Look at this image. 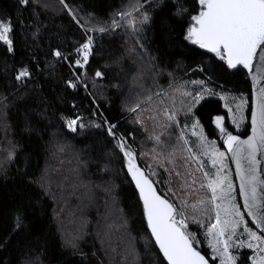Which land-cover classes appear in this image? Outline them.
<instances>
[{
  "label": "trees",
  "instance_id": "16d2710c",
  "mask_svg": "<svg viewBox=\"0 0 264 264\" xmlns=\"http://www.w3.org/2000/svg\"><path fill=\"white\" fill-rule=\"evenodd\" d=\"M130 2L135 0H65L84 25L82 28L60 0H41L28 7L18 6L16 0H0V14L11 15L15 28L14 52H7L6 45L0 41V97L9 98L8 107L0 108V142L4 143L7 137L17 145L12 161L4 163V155L0 156V163H4V170H0V264L29 261L33 264H167L151 240L137 191L115 146L117 139L107 134L105 118L118 125L117 136L127 137V144L131 145L145 174L171 203L173 199L165 192L168 184L155 183L157 180L149 173L144 157L142 146L153 148L150 135L163 131L155 132L147 124L151 116L142 113L146 109L143 106L146 97L152 96L154 102L167 93L176 111H184V115H177L183 124L188 112L185 107L191 98L183 97L181 92L195 95L201 92V86L192 82L206 81L205 86L211 92L202 93L204 99L193 108L195 117L189 114L187 124L198 118L208 139H220L219 144L222 139L214 123L218 115L225 117L228 131L242 136L248 132L251 90L246 71L227 70L218 57L184 38L190 16L198 11V0H180L188 9L183 18L172 16L175 9L170 0L159 7L153 4L151 22L144 26L139 40L136 34V53L125 49L123 21L120 27L106 33L92 31L94 23L86 22L88 14L100 21V26H106L105 22L110 23L112 19L120 20L115 14L127 10ZM37 28L40 32L34 38ZM85 29L89 31L86 33ZM87 36L93 37L94 54L79 70L87 89L83 84L75 90L66 89L64 80L70 75L69 68L67 65L53 67L50 49L61 47L72 52ZM23 65L32 71V79L26 85L14 79L16 70ZM201 67L203 72L199 71ZM97 70L103 77H95ZM209 77L212 83H207ZM157 92L161 95H155ZM241 93L250 104L248 119L239 129L231 124L225 105L228 98H241ZM130 94H133L131 99ZM137 101L145 102L142 109L129 112L127 109ZM97 106L98 111H94ZM77 114L88 126L71 132L61 116ZM138 116L147 129L145 141L141 140L144 127L140 128L136 122ZM92 122L101 127H94ZM155 129L160 126L155 125ZM64 142L69 146H64ZM50 160L53 181L65 179L66 186L73 185L62 191L63 202L45 184L43 188L40 186V177ZM158 173L160 181L169 179L163 169ZM92 180H102V183L93 184ZM96 206H101L105 216L111 210H118V215L126 220V231L133 240L130 241L133 258L122 260L121 248L115 245V242L124 244L121 230L106 226L102 238L92 229L98 223ZM17 209H23L26 214V228L13 233ZM106 230L109 234L104 235ZM190 230L197 232L201 241L197 249L215 264L200 230L194 225H190ZM67 234L71 235L69 240H66ZM108 244L113 245L105 254ZM249 254L250 250H242L238 264H249Z\"/></svg>",
  "mask_w": 264,
  "mask_h": 264
},
{
  "label": "snow or ice",
  "instance_id": "6c2138e0",
  "mask_svg": "<svg viewBox=\"0 0 264 264\" xmlns=\"http://www.w3.org/2000/svg\"><path fill=\"white\" fill-rule=\"evenodd\" d=\"M33 2L39 4L41 0H16L17 5L21 7H28ZM164 2L165 0H159V3L157 0H143V2L135 0L134 3H129L127 10L115 14L120 17V20L112 19L110 23L105 22L106 26H100L101 22L88 14L86 22L94 23L92 31L106 33L120 27L121 22L126 20L127 27L137 34V40H139L141 38L139 34L143 32L144 26L152 20L153 4L159 7ZM170 2L174 5L175 10L172 12L174 18H183L188 14V9L180 0H170ZM60 3L75 23L83 28L84 25H81L80 20L76 18L73 8L65 3V0H60ZM198 5V11L190 16L185 40L214 53L226 65L227 70L247 69L249 74L255 71V75H252L254 88L251 109L252 134L246 139H241L240 135H234L227 130L224 116H216L214 123L226 146L224 151H220L216 142L208 139L199 119L196 118L191 124V135L195 136L196 140L189 143L187 138L189 125L186 121L189 114L195 117L193 108L204 99L202 93L211 92L205 86L206 81L192 82L201 86V92L195 95L192 92H181L183 97L191 98L188 112L184 116L185 123L181 124L177 118L174 104L171 109H163L165 123L160 125L163 131L159 135H150L149 139L153 142L151 154L155 166L168 173L169 179L155 183L162 182L170 185L173 173L177 178H181L179 169H185L181 179V189L187 194L179 206L170 203L159 194L154 181L150 180L135 163L134 150L127 144V137L120 134L115 146L120 148L127 158V171L138 189L147 227L167 264H209L208 259L197 250L196 245L201 241L197 232L190 230V225H196L198 231L204 229V239L215 254L213 259L219 258L220 264H238L240 256L233 253L245 248L255 249L260 253L252 264H264V0H198ZM18 22L22 23V21ZM87 31L89 29H85L86 33ZM39 32L40 29L37 28L33 37L37 38ZM14 34L12 16L0 14V41L6 45V51L9 53L15 51ZM93 45V37L87 36L86 41L80 43L72 52H67L61 47L50 49L49 54L53 58L52 66L67 65L69 68L70 75L64 80L66 89L75 90L81 84L87 89V84L81 81L79 70L89 63L90 56L94 54ZM73 57H75L74 60ZM199 71L203 72L204 69L201 67ZM103 75L100 70L95 72V77H103ZM14 79L21 85H26V82L32 79L30 67L21 66L16 70ZM212 82L209 77L207 83ZM177 91L180 90L177 89ZM155 95L160 96L161 93ZM8 99L7 96L0 97V108L8 107ZM145 102L151 103L152 96L146 97ZM163 103L161 101L158 107H162ZM246 104L247 100L241 93L240 103L236 106V112L240 113L239 118L232 114L231 108L228 109L232 123L237 128L240 127L239 122L244 119L242 109ZM75 107L74 104L73 108ZM98 107L94 111H98ZM225 107L228 106L225 105ZM140 109H142V103L137 101L127 110L136 113ZM150 119L155 120L156 117L152 116ZM61 120L71 132L88 126L82 122L83 118L79 114L62 115ZM136 122L141 123L139 116ZM92 123L94 127H101V124ZM104 123L108 124V135L112 139H117L115 130L118 125L109 123L106 118ZM141 126L144 127L142 123ZM145 131H147L146 128ZM5 140L7 146L0 149V152L4 154V163H7L15 158L17 145L7 140V137ZM160 158H163V162ZM228 159L236 166V176L240 180L239 195L243 198V208L247 210L246 212L241 211V206L236 201L235 187L226 163ZM190 162L197 163L196 171L201 173L198 189L193 188L197 180L189 168ZM4 163H0V170H4ZM165 163L171 166V171ZM209 163L211 168L207 167ZM148 168L151 175H159L152 165H148ZM40 186L43 188L44 183L41 182ZM168 190L175 196L171 187ZM200 190L204 191L206 198H198L195 203L189 204V198ZM188 208L192 209L191 213L187 212ZM245 215L251 218L255 229L249 226ZM26 219L23 209H17L12 232L24 231ZM241 226H243L242 230ZM26 264H33V262L29 261Z\"/></svg>",
  "mask_w": 264,
  "mask_h": 264
},
{
  "label": "rangeland",
  "instance_id": "374dc122",
  "mask_svg": "<svg viewBox=\"0 0 264 264\" xmlns=\"http://www.w3.org/2000/svg\"><path fill=\"white\" fill-rule=\"evenodd\" d=\"M122 23H123V28L121 29V31H122L123 37H124V41L123 42L125 43V47H126L125 49L127 51L132 49L133 52L136 53L137 43L134 42V40H136L135 39L136 38V34H134L132 32V30L129 27H127V21L126 20L123 21ZM135 83L138 84V81H136ZM161 91L162 90H159V92H161ZM159 92H157V93H159ZM133 94H130L131 95L130 99L132 98ZM240 100H241L240 97H237L236 99L228 98L226 100V105L228 106L227 108L228 109L231 108L232 109V114H235L237 116V118H239L240 113L236 112V106H237V104L240 103ZM161 101H163L164 103H163L162 107H158ZM144 103L145 102H143L142 105ZM249 104L250 103H248V100H247L246 106L242 109V113H243L244 119L239 122L240 123V127L245 122L246 118L248 119L247 110L249 108ZM143 106L146 107V109L142 111L144 116H146V117H147V115H149L151 117L155 116L156 117L155 120L156 121H161L162 123L160 125H162L163 123H165V117H164V114H163V109H171L173 104H172V101H171L170 97L168 96V94L164 92V94H162L154 102L146 103ZM185 108L188 109V107H185ZM178 114L184 115V111H181V112L177 111V115ZM227 117H229V120H230L231 124L235 128H237V126L232 123L231 114H229V112H228V116ZM192 123H193V121L188 124L189 125V129L187 130V138H188L190 144L196 140V137L191 135V124ZM147 124H149V126L152 127V129L154 128L153 131H155V132H157L159 130L161 131V129H162L161 127H160V129H155V125H157V126H160V125H158L155 121H153V119L148 120ZM139 126L141 128V123H139ZM240 127H239V129H240ZM145 128H146V126H144V129H142L143 133H141V134L144 135L141 138V140H143V141H145L146 138H147V134H146ZM217 131H219V129ZM4 140H5V138H4ZM7 140H10V139H7ZM209 140L215 141L216 142V146L219 148L220 151H224L225 150L224 147L221 144H219L220 143V139H219V141H217L215 139H209ZM63 145L64 146H69V144L67 142H64ZM6 146H7L6 145V140H5L4 143L0 142V149H2L3 147H6ZM142 147H143V151L145 152V156L144 157L147 160L148 165H152L156 172H160L161 169L160 168H156L155 162L152 159V154H151V149L152 148L151 147H146V146H142ZM2 154L3 153L0 152V156ZM185 155H186V153H185ZM160 159L163 162V158H160ZM204 159L206 160L207 158L205 157ZM50 163H52L51 160L46 163L47 164L46 165V169H45L44 173L42 174V176L40 177L41 178L40 182H43L45 184V186L48 188L47 190L50 191V193H52V195H54L59 202H63L62 198H64V193H62V191L64 192L65 189L73 188V185L66 186L65 183H64L65 179H61V180H58V181L54 182L53 181V177H52L53 176V171H51V164ZM226 163L228 164V167L230 169L231 179H232L233 185L235 187L236 201L241 206L240 199L238 197L239 195H238V190H237V186H236V183H235L233 170H231L232 167H231L229 159L226 160ZM165 166L168 167L169 170L171 171V166L170 165H167L165 163ZM197 167H198L197 163L190 162L189 168L192 170V172H193V174H194V176H195V178L197 180V183L195 185H193V188H197L198 189L199 188L200 178H201V173L199 171H196ZM207 167L211 168L212 166L209 163L207 165ZM147 169L149 171L148 166H147ZM179 170L181 171V174H182L181 178H177L175 176V174L173 173V175L171 177L172 183L170 185H167L168 188H167V190H165V192L168 193V195L171 196V199H173V202H174V204L176 206H179L180 202L185 199V196L187 194L184 190L181 189V179L183 177V173H184L185 169L180 168ZM100 177H102V176H100ZM154 178H156L157 181H160V174L159 175H154ZM97 182H99V184H101L102 180H98V181L97 180H92L91 181V183H93V184H97ZM189 183H191V178H189ZM169 187H171L172 190L175 192V196H173L172 193L169 192V190H168ZM198 198H200V199L206 198L205 197V193H204L203 190H200V191H198L196 193V195L191 196L189 198V200H188V203L189 204L195 203ZM82 202H84V201H82ZM82 202H80V203H82ZM110 204L112 205L111 202H110ZM107 207L110 210V206H107ZM191 211H192L191 208L187 209L188 213H191ZM241 211L244 212L242 210V206H241ZM96 213L98 215V223H97L96 226L94 225V227L92 229L94 231H96L97 235H100L103 238V232H104L106 226H110V227L113 226V228H115L117 230H121L123 232L122 238L124 240H122V241L124 242V244L121 245L120 243H118V242L116 243L115 242V245H117V246H119L121 248V250H119V251H121V253H119V254H123V259L122 260H128L132 256H135L134 250L132 249L133 248V243H132V245L130 244V241L133 242V240L129 236V234L127 233L126 227H125L127 222H126V220L122 219L118 215V213H119L118 210H111V211H109V214H107V216H105V215H103V209L101 208V206H96ZM60 217H61V220L63 222H66L64 217H62V216H60ZM245 220L249 221L248 218L246 217V215H245ZM84 221L86 223V220H84ZM205 223H207V221ZM83 225H84V223H83ZM194 226H196V225H194ZM249 226L252 227L253 229H255V227L250 222H249ZM242 227L243 226H241V230H242ZM203 231H204V229L200 230V232H199L200 236H201V238H203L206 246L209 248L208 251L210 253V256L213 258L215 256V254L212 252V249L208 246V242L204 239ZM107 234H109V232L106 230L104 235H107ZM70 238H71V235L67 234L66 235V240H69ZM107 238H108V236H107ZM245 239H246V237H245ZM112 245L113 244H108L104 248L105 254H108V252L110 251ZM242 250H244V249H241L240 251H236L233 254L239 256L240 252ZM248 250H250V254H249V257H248V260H249L248 262H249V264H252V262L255 261V259L260 255V253L256 252L255 249H248ZM124 254H129V256L127 257V255H124ZM121 257H122V255H121ZM249 258H251V259H249ZM214 260L216 262L215 264H220L219 258H215Z\"/></svg>",
  "mask_w": 264,
  "mask_h": 264
},
{
  "label": "water",
  "instance_id": "95a60500",
  "mask_svg": "<svg viewBox=\"0 0 264 264\" xmlns=\"http://www.w3.org/2000/svg\"><path fill=\"white\" fill-rule=\"evenodd\" d=\"M197 48H199V49H201L198 45H195ZM201 50H203L204 52H206V53H208V54H211L212 56H215V54L214 53H211V52H209L207 49H201ZM254 63H257L256 61H254ZM223 65H225V64H223ZM245 71H246V73H247V76L246 77H248V80H249V83H250V90H251V107H250V114H249V119H248V123H249V128L247 129L248 130V132H247V134L246 135H244V136H242V135H240V137H241V139H246L249 135H251L252 134V125H251V109H252V104H253V92H254V88H253V80H252V75H255V71L253 70V72L251 73V74H249V71L247 70V69H244ZM107 128H108V124H106V130H107ZM108 134V133H107ZM232 134H234V135H237L236 133H233L232 132ZM239 135V134H238ZM118 138H119V136H117V140H118ZM222 145H223V147H224V149L226 148V146L223 144V140H222V143H221ZM119 151H120V154H121V156H122V158H123V164H124V168H125V170H126V174H128V176H129V178H130V180H131V176H130V174L128 173V171H127V158L124 156V154H123V151L119 148ZM135 154V153H134ZM230 155V154H229ZM135 157H136V159H135V163L145 172V170H144V168H142L141 166H140V164H139V161H137V155L135 154ZM229 161H230V164H231V167H232V169L231 170H233V174H234V178H235V183H236V186H237V190H238V195H239V184H240V180H239V178L236 176V171H235V164L229 159ZM146 173V172H145ZM147 175V174H146ZM148 178L150 179V180H152L149 176H148ZM132 181V180H131ZM132 183H133V185H134V187H135V183H134V181H132ZM154 186H155V184H154ZM135 189H136V187H135ZM156 190H157V192L159 193V194H161L159 191H158V189H157V187H156ZM136 191H137V194H138V197H139V193H138V189H136ZM162 195V194H161ZM163 196V195H162ZM165 199H166V197L165 196H163ZM239 197V199H240V203H241V206H242V210L244 211V212H246L247 210L246 209H244L243 208V198L239 195L238 196ZM138 200H140V199H138ZM170 202V201H169ZM140 203H141V206H142V202L140 201ZM171 203V202H170ZM142 210H143V207H142ZM142 214H143V212H142ZM246 217L248 218V220H249V222L251 223V218L250 217H248L247 215H246ZM145 219V218H144ZM145 222H146V219H145ZM252 224V223H251ZM254 227H255V225L254 224H252ZM146 227H147V223H146ZM148 228V227H147ZM148 231H149V233H150V235H151V232H150V229H148ZM151 240H153L154 241V243H155V239H154V237H152L151 236ZM155 245H156V247H157V249H158V252L162 255V253L159 251V247H158V245L155 243ZM198 250V249H197ZM199 251V250H198ZM201 252V251H200ZM201 254L202 255H204L202 252H201ZM205 256V255H204ZM163 257V256H162ZM205 258L206 259H208L206 256H205ZM164 259V258H163ZM165 260V259H164ZM208 261H209V264H211V262H210V260L208 259ZM165 263H167V261L165 260Z\"/></svg>",
  "mask_w": 264,
  "mask_h": 264
}]
</instances>
